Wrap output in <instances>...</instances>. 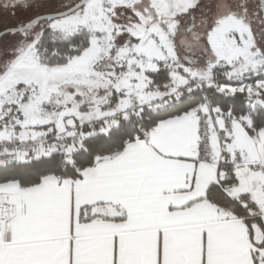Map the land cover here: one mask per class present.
Masks as SVG:
<instances>
[{"label":"snow or ice","instance_id":"1","mask_svg":"<svg viewBox=\"0 0 264 264\" xmlns=\"http://www.w3.org/2000/svg\"><path fill=\"white\" fill-rule=\"evenodd\" d=\"M0 264H264V0H0Z\"/></svg>","mask_w":264,"mask_h":264}]
</instances>
